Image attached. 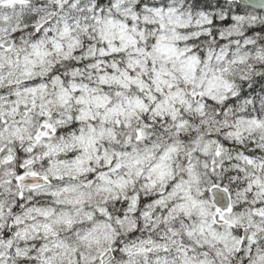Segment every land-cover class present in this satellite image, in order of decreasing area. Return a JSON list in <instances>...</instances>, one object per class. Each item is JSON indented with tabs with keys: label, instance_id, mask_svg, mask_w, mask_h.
I'll list each match as a JSON object with an SVG mask.
<instances>
[{
	"label": "snow or ice",
	"instance_id": "obj_1",
	"mask_svg": "<svg viewBox=\"0 0 264 264\" xmlns=\"http://www.w3.org/2000/svg\"><path fill=\"white\" fill-rule=\"evenodd\" d=\"M0 264H264V0H0Z\"/></svg>",
	"mask_w": 264,
	"mask_h": 264
}]
</instances>
